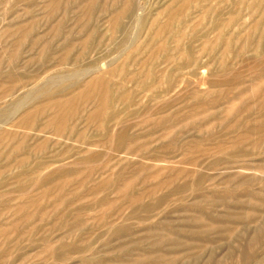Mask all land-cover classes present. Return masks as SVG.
Masks as SVG:
<instances>
[{
  "label": "rangeland",
  "instance_id": "374dc122",
  "mask_svg": "<svg viewBox=\"0 0 264 264\" xmlns=\"http://www.w3.org/2000/svg\"><path fill=\"white\" fill-rule=\"evenodd\" d=\"M0 264H264V0H0Z\"/></svg>",
  "mask_w": 264,
  "mask_h": 264
},
{
  "label": "bare ground",
  "instance_id": "6f19581e",
  "mask_svg": "<svg viewBox=\"0 0 264 264\" xmlns=\"http://www.w3.org/2000/svg\"><path fill=\"white\" fill-rule=\"evenodd\" d=\"M138 17V16H137ZM88 70V69H87ZM85 73H86V70H85ZM57 76V75H56ZM70 77V76H69ZM59 78V77H58ZM54 78L52 77V78H48L47 80H46V82L43 84V85H40V88H38L39 90H45V89H47L48 91H50L51 89H53L54 87H57V84H56V82H57V80L56 81H54L53 80ZM68 79V78H67ZM47 91V92H48ZM61 98V97H60ZM26 99H27V97L25 96V98L23 97L22 99H20L19 101H17V103H22V102H26ZM17 108V107H16ZM12 111V110H11ZM38 115V114H37Z\"/></svg>",
  "mask_w": 264,
  "mask_h": 264
}]
</instances>
